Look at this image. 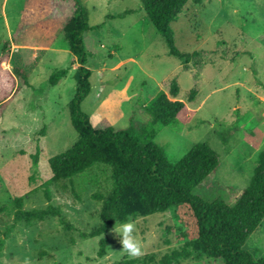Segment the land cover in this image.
<instances>
[{
  "label": "rangeland",
  "instance_id": "obj_1",
  "mask_svg": "<svg viewBox=\"0 0 264 264\" xmlns=\"http://www.w3.org/2000/svg\"><path fill=\"white\" fill-rule=\"evenodd\" d=\"M80 1L93 27L84 37L92 91L83 111L95 125L108 119L116 131L132 118L146 122L145 107L177 79L189 112L177 124L155 126V141L172 163L194 144L209 143L222 164L203 190L233 200L249 184L264 147V0L187 4L173 23L175 42L185 52H211L201 73L183 71L140 0ZM73 10L72 0H0V101L12 98L0 119V238L15 226L0 251V264H120L145 256L152 258L148 264H168L186 242L174 210L130 218L141 255L123 249L116 224L106 235V255L99 257L102 236L91 234L102 223L99 196L114 188L111 167L99 164L71 180H51L49 160L78 139L68 107L77 91L78 63L64 35ZM220 41L226 44L217 48ZM64 68L70 69L68 75L52 85V73ZM16 69L29 74V86ZM195 75L199 92L190 102ZM17 202L24 211L59 208L65 223L59 215L16 222ZM244 247L264 255V221ZM171 264L221 262L191 255Z\"/></svg>",
  "mask_w": 264,
  "mask_h": 264
},
{
  "label": "trees",
  "instance_id": "obj_2",
  "mask_svg": "<svg viewBox=\"0 0 264 264\" xmlns=\"http://www.w3.org/2000/svg\"><path fill=\"white\" fill-rule=\"evenodd\" d=\"M72 1L74 10L66 22L64 35L78 63L77 91L68 106L78 139L70 148L53 156L49 164L53 182L71 180L99 164L111 167L114 188L107 197L99 196L104 200L100 212L102 223L91 234L102 236L99 257L107 253L106 235L114 225L126 223L130 218L174 210L183 229L180 237L186 242L181 251L173 252L168 264L191 255L205 256L221 264H264V255L257 256L244 247L264 221V147L257 157L249 184L233 200H227L203 190L206 183L215 180L222 164L220 154L209 143L194 144L185 156L172 163L165 148L155 141V126L177 124L189 112L187 102L179 98L177 79L171 81L168 91L159 93L145 107L150 117L148 121L132 118L127 128L118 131L106 118L93 124L90 115L82 109L83 102L92 91V70L88 66L90 55L84 37L93 27L89 23L87 7L80 0ZM140 1L149 20L164 38L170 55L181 60L183 71L195 68L198 73L203 72L205 59L211 52L182 51L175 42L173 27L190 1L199 4L202 0ZM224 44L225 41L218 42L217 48ZM224 55L229 59L226 52ZM235 56L238 57L239 53ZM69 70H55L50 77L51 84L57 85ZM16 73L24 85H30L29 74L25 70L16 69ZM199 86L200 78L195 75L188 98L190 102L196 99ZM11 99L0 101V119ZM33 162L37 167V155L33 157ZM17 204L16 222L24 216L44 220L48 216L59 215L65 223L59 208L48 206L46 209L24 211L22 203ZM14 229L15 226H12L0 238V251ZM151 259L145 256L122 260L120 264H148Z\"/></svg>",
  "mask_w": 264,
  "mask_h": 264
},
{
  "label": "clouds",
  "instance_id": "obj_3",
  "mask_svg": "<svg viewBox=\"0 0 264 264\" xmlns=\"http://www.w3.org/2000/svg\"><path fill=\"white\" fill-rule=\"evenodd\" d=\"M116 233L121 239L123 249L133 257L141 255L142 247L135 235V223L129 219L126 223L117 225Z\"/></svg>",
  "mask_w": 264,
  "mask_h": 264
}]
</instances>
